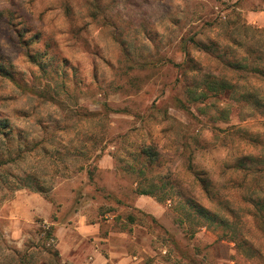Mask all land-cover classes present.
Returning a JSON list of instances; mask_svg holds the SVG:
<instances>
[{"label": "rangeland", "instance_id": "374dc122", "mask_svg": "<svg viewBox=\"0 0 264 264\" xmlns=\"http://www.w3.org/2000/svg\"><path fill=\"white\" fill-rule=\"evenodd\" d=\"M262 13L264 0H0V153L36 141L0 165V264H60L46 232L76 213L167 264H264V28L248 19ZM25 172L51 176L46 192L12 190ZM161 184L162 203L135 192ZM32 197L48 218L26 220Z\"/></svg>", "mask_w": 264, "mask_h": 264}, {"label": "crops", "instance_id": "0c3cea01", "mask_svg": "<svg viewBox=\"0 0 264 264\" xmlns=\"http://www.w3.org/2000/svg\"><path fill=\"white\" fill-rule=\"evenodd\" d=\"M248 19L252 24L264 28V13L249 15ZM22 205L25 214H29L26 220L30 222L35 216L48 218L51 214L49 203L39 197L27 199ZM69 221H56L52 227L60 264H167L164 259L154 258L150 248L124 244L125 239L131 236L128 231H105L103 222H87L84 215L77 213ZM112 236H116V242Z\"/></svg>", "mask_w": 264, "mask_h": 264}, {"label": "trees", "instance_id": "16d2710c", "mask_svg": "<svg viewBox=\"0 0 264 264\" xmlns=\"http://www.w3.org/2000/svg\"><path fill=\"white\" fill-rule=\"evenodd\" d=\"M204 83L206 85L207 90H209V91L210 90H217V89H219V90L225 89V85L223 83H221L220 81H216L215 79L211 80V79L205 78L204 79ZM196 92H193L194 94H196V96H197V94L198 95L200 94L203 98L206 96L205 93H198V92L196 93ZM86 115L91 116L93 119L102 118L103 117L101 115H98L96 112H88V113H86ZM1 124H2V125H0L1 126V131H0L1 136L3 138H5L6 140H9L7 138L9 130H4L8 126V121H5L4 123H1ZM90 138H91V141L93 142L92 143L93 146H94V144H96L98 139H101V137L98 138V136L96 134H93L92 136H90ZM48 140H50V144H53V142L55 140V136L51 137V138H48V139H45V142L47 144H48ZM42 142L43 141H38L37 142V145L39 146V150L42 149L43 155H49L48 154L49 150L53 149L52 145L50 146V144L49 145L42 144ZM84 143H86V142H84ZM35 144H36V141H31L30 143L25 142V144L24 143L23 144L18 143L17 145H15L12 148L7 147L8 149H7L6 154H1L0 153V165L5 164L4 163L5 161H7L8 163L9 162L16 163L18 161H23L25 159L26 152L28 153L29 151H32V147L36 149V147H34ZM27 147H29V148L26 149ZM145 148H143L142 150H143L144 153H147L150 156L149 158L151 160L149 159V162L147 163V164L150 165L153 162V157H152L153 156V151L151 150L150 147H149V152ZM54 150H55L54 152L59 153V150H57L56 147H54ZM74 150L76 152L75 154L79 155V153L81 152V147H75ZM74 150H69V153L74 152ZM75 154H73V155H75ZM55 160H59V161L63 162V159H62L60 154H59V156L56 155ZM240 167H242V165H240ZM140 172H142V169L140 170ZM11 176L13 178V181L16 183V185L14 186L11 182H9L8 185L10 186V188H12V190H15L16 188H19V187L20 188L26 187V188H29V189H31L33 191L43 192V193L46 192L47 183H45V182L47 181V178L48 177L51 178V176H47V173H44L42 175V177H41L40 175H37L35 172L34 173H32V172H30V173L29 172L22 173L21 177H18L17 175H11ZM206 189H208V188H206ZM135 192L137 194H140V195L152 196L159 203L164 202L167 198H170L172 196V193L170 192V190H167V189L163 188V184L160 185L159 189L157 187H155V185H153V186L151 185L147 189L138 187ZM191 205L195 207V211L199 215L205 216V214H208L205 211V209L201 208V206L199 204L192 203ZM263 206H264V204H263ZM259 213L261 215L263 214L261 212H259ZM217 224H219L224 229V227H226V225H228V222L221 220V221H218ZM49 228L50 229L46 232V236H45L46 238H49V237L52 238V234H53L52 233V227H49ZM11 251L13 253H15L16 255H18V253H17V251L15 249H11ZM19 264H21V261H20Z\"/></svg>", "mask_w": 264, "mask_h": 264}]
</instances>
